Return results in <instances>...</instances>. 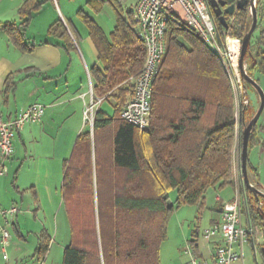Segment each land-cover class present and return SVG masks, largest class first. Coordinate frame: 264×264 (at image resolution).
<instances>
[{
  "label": "trees",
  "instance_id": "1",
  "mask_svg": "<svg viewBox=\"0 0 264 264\" xmlns=\"http://www.w3.org/2000/svg\"><path fill=\"white\" fill-rule=\"evenodd\" d=\"M113 1L109 3L116 20L109 36L78 11L88 25L102 66L91 71L94 101L111 98L114 114L109 116L100 105L96 107L92 132L76 137L64 162L61 193L70 242L63 250L62 264H161L159 248L166 236L167 214L173 209L167 201L168 191L177 190L176 207L202 205L209 189L233 183L238 119L230 80L219 57L175 15L168 20L166 50L152 84L149 126L140 130L121 119L120 112L133 95L127 80L140 72L145 47L133 10L124 16L118 1ZM260 3L257 0V12ZM41 5L39 0H25L18 9L19 25L9 22L3 26L15 42L21 43L33 12ZM231 18L230 22L227 18L228 28L215 18L219 31L242 38L251 24L248 7ZM48 32L73 44L62 22L52 24ZM244 60L249 76L264 71V29L251 36ZM8 79L5 92L14 86ZM241 106L240 120L245 122L248 109ZM258 138L254 128L248 154ZM249 165L248 160L247 168ZM98 167L104 196L95 213L92 193ZM248 194L252 192L245 191L248 213L264 227L259 211L251 209ZM45 247L42 245L43 253Z\"/></svg>",
  "mask_w": 264,
  "mask_h": 264
},
{
  "label": "crops",
  "instance_id": "2",
  "mask_svg": "<svg viewBox=\"0 0 264 264\" xmlns=\"http://www.w3.org/2000/svg\"><path fill=\"white\" fill-rule=\"evenodd\" d=\"M24 1L13 4V0H0V11L2 10L0 13V114L4 119L13 118L20 110L34 103L42 104L44 113L39 122L26 124L15 134L13 153L7 161V172L0 176V205L3 208L11 205L20 208L13 224L8 226L10 239L4 250L7 254L6 260L3 259L0 244V264H36V261L40 264H62L63 250L70 242L69 222L61 193L64 162L72 152L76 137L89 131L88 124L83 122L85 98L89 95L90 100L92 69L95 67L102 69V66L98 60L97 48L89 35L88 25L82 18L81 22L86 28V34L84 30L80 33L84 37L77 33L74 26L78 40L82 41L80 46L75 39L76 35L65 21L63 24L73 44L65 42L66 38L62 35L57 36L48 32L49 27L57 22L56 20L45 23L44 29L36 30L34 15L40 8L33 12L21 43L15 42L3 26L9 22H14L15 27L19 25L21 17L18 9ZM96 1H99L97 7L101 6L100 3L109 2ZM136 1H133V6ZM86 15L103 30L105 35L109 36L115 20L112 29L106 33L100 23L88 13ZM71 26L73 28V24ZM260 29H264V26L254 30L252 36H256ZM63 44L66 46H62ZM244 66L247 71V61L244 62ZM85 74L86 87L82 81ZM7 78L10 85L14 83V86L12 85L13 87L5 92ZM253 78L264 93V71L256 70ZM104 101L101 98L97 107L100 105L103 108ZM103 110L106 112L105 109ZM256 128L259 142L250 151L247 173L250 183L263 194V197H260V207L264 209V201L261 200L264 198V106ZM17 139L21 141V146ZM236 148L237 143L234 153ZM234 159L233 183L219 189H209L205 194L203 204H207L214 211L208 226L221 221V208L224 202L231 201L238 194L243 199L237 158ZM248 196L253 204L251 209L257 210L254 194ZM60 211H63L62 229L57 223V215ZM248 211L247 205L242 218L243 224H247L248 221L251 223L252 217ZM30 212H35L34 229H31L32 225L29 223ZM37 216L42 219L38 220ZM0 222L4 223L2 217ZM255 225L260 226L256 223ZM42 232H45L46 240L42 235L38 236ZM188 244L192 246L197 256L202 258H209L213 252V244L203 240L201 233L197 231L192 232ZM42 245H46L44 253L41 249Z\"/></svg>",
  "mask_w": 264,
  "mask_h": 264
},
{
  "label": "built area",
  "instance_id": "3",
  "mask_svg": "<svg viewBox=\"0 0 264 264\" xmlns=\"http://www.w3.org/2000/svg\"><path fill=\"white\" fill-rule=\"evenodd\" d=\"M172 14L219 57L228 70L235 88L243 94L242 102L244 104L248 102L238 68L242 38L232 36L225 30L219 31L208 0H137L133 8V18L137 33L145 47V60L140 72L127 80L132 84L133 95L123 106L120 117L140 130L147 128L150 123L152 84L166 50L165 36ZM217 33L220 35L221 43L216 38ZM100 100L94 101L90 87V104L85 109V120L87 122L90 120L91 125L94 109ZM43 113L44 106L34 103L20 110L13 118L4 119L0 114V176L7 172V161L13 153L15 134L26 124L39 122ZM243 199L238 194L231 201L224 202L221 208V221L203 229L201 238L213 244L211 256L199 257L192 246L187 244L183 249V254L188 257L186 264L234 262L243 264L245 243L251 240L256 247L264 242V230L260 226H253L250 221L247 224L242 222L246 209ZM19 211L17 205L7 208L0 205V217L4 220L3 224L0 222V244L5 260L7 254L4 250L10 239L8 226L13 224Z\"/></svg>",
  "mask_w": 264,
  "mask_h": 264
},
{
  "label": "rangeland",
  "instance_id": "4",
  "mask_svg": "<svg viewBox=\"0 0 264 264\" xmlns=\"http://www.w3.org/2000/svg\"><path fill=\"white\" fill-rule=\"evenodd\" d=\"M23 1L24 0H13L12 3L16 4L18 2H23ZM39 1H42V5L40 6L38 13L34 15L35 17L34 27L36 30H39L40 28L44 29L46 25L45 23H50L56 20L62 23L67 22L69 27H71L75 35H76L75 30H74L75 28L78 31L77 33H80V32L82 33V31L84 30L86 34V28L81 22L82 21L81 18L79 17L78 11L80 10L85 14L88 13L98 23H100L102 27L104 28V30L106 31V33H109V31L112 29V26L114 24V20H116V12L113 9V7L109 4V2H104V4L100 3L101 6L99 7V10H96L98 9L97 4L99 2L96 0H93L92 2H90L89 0H39ZM109 1L114 2L113 0H109ZM117 1L120 5L121 13L124 16L127 15V12L129 9L134 7L132 5L134 0H117ZM231 17H228L229 21ZM71 24H73V28ZM257 26L258 27L264 26V0H261L260 7L257 12ZM81 36L84 37L82 34ZM50 38L54 39L53 37H50ZM75 39L76 41H78L77 42L78 46H80L82 44V41L78 40L77 35L75 36ZM226 73L230 80V84H231L232 91L234 94V102L236 104V111H237L236 117L238 119L237 127H238V123H240L241 121L240 120L241 118L240 109H238V106H237L238 101H240L241 105L246 106L248 109L246 113V118H245V122H248V117L250 115L255 114V112L257 111L260 99H259V95L257 91L251 86H248L246 87V90H247L246 99L248 102L247 104H244L242 102L243 94L240 93L239 90L235 88L228 70H226ZM82 81L85 83L84 85L86 87L87 86L86 74ZM85 102L86 103H85L84 109H86L90 103L89 95L86 96ZM113 104L114 102L111 98L106 99L103 102L102 109H105L107 112L106 114L109 116H113L114 114ZM83 117H84L83 122L88 124L87 126H89L88 127L89 132L91 133V124H90L91 122L90 120L88 122L85 121V114ZM255 128H256V125H255ZM242 129H243V126L241 127V130ZM107 132H110V131H107ZM16 141L21 146V141H19L18 139ZM250 151L248 154L249 156L251 153ZM92 152H93L92 155L94 157L95 151L93 147H92ZM237 154H238V129H237V148L234 153V158H237ZM99 159L100 158L98 156V160ZM91 161H92V158H91ZM97 170H98L97 177L96 179L94 177L93 193H92L93 194L92 195L93 208H94L95 213H97L98 208H99L98 204L101 202V199L104 196L100 167H98ZM59 182H60V179H59ZM176 197H177L176 189H171L168 191L167 201L169 204L173 205V209L167 214L166 236L161 242L160 248H159V258H160L161 264H185L187 262L188 257L187 255L183 254V249L187 246L188 239H191L193 231L202 233L203 229L209 227L208 226L209 219L212 217L214 213V211L211 210L207 204L206 205L205 204L182 205L180 207H176L175 206ZM261 200L264 201V198H262ZM23 209L25 210V208ZM62 212L63 211H60V213L57 215V223L60 229H62V221H61ZM28 216L30 218L29 223L32 225L31 229H34L35 228L34 221L36 220L35 212L34 213L30 212ZM37 219L41 220L42 218L37 216ZM44 234L45 232H42L41 234H38V236L42 235L43 238L46 240V235ZM31 240H33V237L31 238ZM243 251H244L243 264H254L253 251L249 243H245ZM257 257L259 260V264H262L263 258H262L260 251H258ZM36 262H37L36 264H40V262L38 261ZM232 264H240V262H234Z\"/></svg>",
  "mask_w": 264,
  "mask_h": 264
},
{
  "label": "water",
  "instance_id": "5",
  "mask_svg": "<svg viewBox=\"0 0 264 264\" xmlns=\"http://www.w3.org/2000/svg\"><path fill=\"white\" fill-rule=\"evenodd\" d=\"M211 12L214 17L217 18V21L223 28H228L229 23L227 21L228 16H232L237 10L244 9L248 7L250 16H251V24L248 31L242 37L240 56L238 60V68L241 79L243 81L242 87L244 88L245 95L247 94L246 84L251 85L259 95V106L253 117L247 122L238 123V157L237 163L239 167L241 187L243 191V198L245 200V205L247 208V199L245 197V191L248 190L254 194V200L257 205V210L259 211L260 217L264 223V210L260 207V197H263V194L260 190H258L254 185H252L249 181L248 173H247V161L249 160L248 156V139L250 133L255 128L258 117L264 106V93L257 81L247 74L244 66V55L247 51L251 36L257 25V10L256 3L257 0H208ZM216 38L218 42L221 43L220 35L217 33ZM238 109H242L240 101H238ZM243 129L241 130V127ZM262 253L264 254V247L261 248Z\"/></svg>",
  "mask_w": 264,
  "mask_h": 264
},
{
  "label": "flooded vegetation",
  "instance_id": "6",
  "mask_svg": "<svg viewBox=\"0 0 264 264\" xmlns=\"http://www.w3.org/2000/svg\"><path fill=\"white\" fill-rule=\"evenodd\" d=\"M228 17H230V16H228ZM252 210L255 212V209H252ZM252 221H253V219L251 218V224L253 226H255V221H253V222ZM260 227H261V229L264 230V227L263 226H260ZM248 243L251 245V248H252V251H253L254 264H259V260H258V257H257L258 251H260V253L262 255V258H263V261H262L263 263L262 264H264V254L261 251V248L264 247V242L260 246H256V247H255V244L253 242H251V240L248 241Z\"/></svg>",
  "mask_w": 264,
  "mask_h": 264
}]
</instances>
